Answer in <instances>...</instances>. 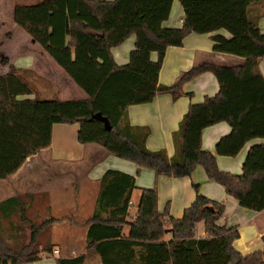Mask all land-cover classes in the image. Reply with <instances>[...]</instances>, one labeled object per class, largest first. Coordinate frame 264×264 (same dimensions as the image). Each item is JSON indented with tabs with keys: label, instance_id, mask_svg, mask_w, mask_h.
Returning a JSON list of instances; mask_svg holds the SVG:
<instances>
[{
	"label": "trees",
	"instance_id": "16d2710c",
	"mask_svg": "<svg viewBox=\"0 0 264 264\" xmlns=\"http://www.w3.org/2000/svg\"><path fill=\"white\" fill-rule=\"evenodd\" d=\"M183 9L181 27H163L173 0H41L15 5L13 21L87 95L83 99H44L12 63L0 73V180L14 173L27 157L49 147L54 123H78L77 140L96 143L110 154L154 170L157 175L189 176L196 166L207 178L246 209H264V142L252 145L241 173L220 170L216 155L235 156L253 138L264 139V33L253 14L264 0H178ZM223 29L229 36H212L213 50L243 57L238 66L201 63L183 72L171 85H161L158 74L165 50L180 46L191 33ZM130 35L135 45L128 62L117 65L111 49ZM157 53L152 60L150 54ZM217 79L218 91L190 103L172 133L174 154L149 150L147 127L129 122L130 105L150 102L160 92L173 97L202 72ZM34 95L33 97L23 96ZM188 95H191L188 93ZM100 113L111 129L94 117ZM226 122L230 132L215 144V153L201 146L203 129ZM135 177L109 169L98 181V194L87 221L86 242L101 264H264V249L242 254L233 247L236 226L219 225L224 203L198 193L174 218L167 208L158 212L155 188L140 189L131 221H127ZM33 194L0 201V264H25L50 255L54 244L38 233L58 221L46 203ZM203 224L204 235L197 232ZM128 226L125 235L123 228ZM2 228L10 232L8 239ZM4 232V231H3ZM84 254L56 258V264H83Z\"/></svg>",
	"mask_w": 264,
	"mask_h": 264
},
{
	"label": "crops",
	"instance_id": "0c3cea01",
	"mask_svg": "<svg viewBox=\"0 0 264 264\" xmlns=\"http://www.w3.org/2000/svg\"><path fill=\"white\" fill-rule=\"evenodd\" d=\"M258 16V26L264 33V3L253 7ZM183 9L178 0H173L169 15L162 22L163 27H181ZM18 26V25H17ZM19 27V26H18ZM17 29V28H16ZM20 59L6 57L7 64L12 63L19 71L32 73L35 83L31 86L39 97L56 96L60 100L83 99L75 83L55 63L47 58L40 46L21 28ZM229 33L219 29L209 33L187 34L180 46L166 48L158 82L171 85L191 67L201 63L218 66H238L244 63L241 56L218 53L213 50L212 36ZM28 37V40H25ZM27 39V38H26ZM135 45V36L130 35L123 43L111 49L117 65L128 62L129 53ZM152 60L157 53L150 54ZM7 64L2 73L7 72ZM259 70L264 76V57L259 59ZM37 81V83H36ZM31 82V81H30ZM32 83V82H31ZM218 82L213 73L205 71L186 81L181 89L183 93L173 97L168 92L157 93L150 102L130 105L128 119L132 125L147 127L149 134L145 145L149 150L164 149L169 157L174 154L172 133L190 103H198L218 91ZM190 93L191 95H188ZM34 95L23 96L33 97ZM77 96V97H75ZM78 123H54L51 127L49 147L39 150L26 158L24 163L11 175L0 180V201L15 195L33 194L41 196L38 202L46 203L49 214L59 220L38 233V239L49 241L62 252V257H74L84 254L83 264H101L97 253L86 242L87 221L91 217L98 194V181L109 169L122 171L135 177L136 188L132 192L130 216L136 211L140 189L155 188L157 192L156 208L158 212H167L174 218L181 217L198 193L224 203L223 215L217 220L219 225L236 226L239 236L233 241V247L242 254L264 249V209L253 211L241 207L238 201L228 195L224 188L205 174L203 167L196 166L189 176L174 177L157 175L154 170L139 167L134 162L116 157L96 143L81 144L77 140ZM230 132L226 122H218L203 129L201 146L215 153L216 142ZM264 142L263 138H253L245 143L235 156L216 155L220 170L234 174L241 173V166L248 149ZM128 227L123 228L126 235ZM197 232L204 235L203 224L197 225ZM48 264H56L58 256L41 253ZM43 260V259H40ZM27 264H38L42 261Z\"/></svg>",
	"mask_w": 264,
	"mask_h": 264
},
{
	"label": "rangeland",
	"instance_id": "374dc122",
	"mask_svg": "<svg viewBox=\"0 0 264 264\" xmlns=\"http://www.w3.org/2000/svg\"><path fill=\"white\" fill-rule=\"evenodd\" d=\"M41 0H0V73H2V69H4L6 67V64L2 63L1 60L4 58L5 60H7L8 58L7 56L11 55V58L15 59V64H17V62L21 61L20 59V46L21 45V40H20V29H18L19 27L15 24V22L13 21V17H12V13H13V8L15 5H31V4H35L38 3ZM17 28V29H16ZM27 38V39H26ZM25 40H28V37H25ZM36 46L39 47L40 50V45L38 43H35ZM44 55L47 58H51L48 54L44 53ZM21 76L27 80V81H31L30 84L32 85L33 83H35V79L34 76L32 75V73L28 70H21ZM37 83V81H36ZM76 88L79 90L80 94L83 96H87L85 94V92L80 89L77 85H75ZM56 96L53 95H49L46 97H41L44 99H50V98H54ZM77 97V96H75ZM134 215V214H133ZM133 218V216H129L127 217V221H131ZM128 227L127 225L125 226V228ZM3 233V236L8 239L10 232L6 231V229L4 230L2 228L1 230ZM4 231V232H3ZM52 255L56 256L55 254L52 253ZM62 255V252L60 254V256ZM43 260L41 263L38 264H48V262H45V258H42ZM27 264V263H25Z\"/></svg>",
	"mask_w": 264,
	"mask_h": 264
},
{
	"label": "water",
	"instance_id": "95a60500",
	"mask_svg": "<svg viewBox=\"0 0 264 264\" xmlns=\"http://www.w3.org/2000/svg\"><path fill=\"white\" fill-rule=\"evenodd\" d=\"M94 118L102 121L104 123V126L107 130H110L111 129V125L109 124L107 118L103 117L100 113H96V114H93Z\"/></svg>",
	"mask_w": 264,
	"mask_h": 264
},
{
	"label": "built area",
	"instance_id": "2783aa9c",
	"mask_svg": "<svg viewBox=\"0 0 264 264\" xmlns=\"http://www.w3.org/2000/svg\"><path fill=\"white\" fill-rule=\"evenodd\" d=\"M52 253L55 254L56 256H60V254H61L60 250L57 248H54Z\"/></svg>",
	"mask_w": 264,
	"mask_h": 264
}]
</instances>
